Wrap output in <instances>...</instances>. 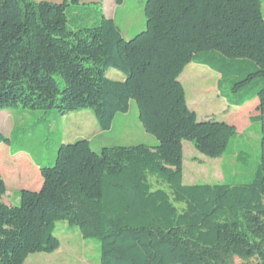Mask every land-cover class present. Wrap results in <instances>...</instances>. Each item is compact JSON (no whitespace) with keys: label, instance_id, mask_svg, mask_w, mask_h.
I'll list each match as a JSON object with an SVG mask.
<instances>
[{"label":"trees","instance_id":"trees-1","mask_svg":"<svg viewBox=\"0 0 264 264\" xmlns=\"http://www.w3.org/2000/svg\"><path fill=\"white\" fill-rule=\"evenodd\" d=\"M263 2L145 0L144 30L124 40L98 3L0 0V111L54 122L89 111L106 131L133 102L156 141L96 152L87 139L61 144L60 135L50 166L9 148L39 165L42 185L17 191V205H8L0 174V264L56 252L60 222L98 241L99 264H264ZM190 64L218 76L227 107L257 101L250 122L261 124L260 156L247 183H182L184 141L222 159L238 136L233 125L198 121L188 107L179 78ZM109 70L123 78L108 79ZM15 129L0 134V145L10 147Z\"/></svg>","mask_w":264,"mask_h":264},{"label":"rangeland","instance_id":"rangeland-1","mask_svg":"<svg viewBox=\"0 0 264 264\" xmlns=\"http://www.w3.org/2000/svg\"><path fill=\"white\" fill-rule=\"evenodd\" d=\"M32 1L61 3L62 0ZM118 1L121 3L116 4V0H82L85 4L98 3L105 17L114 20L121 37L124 40H130L144 30L145 0ZM262 14L264 18V2ZM68 27L72 29L73 26L68 25ZM106 77L118 81L123 78V75L115 70H109ZM217 80L218 76L215 73L206 67L194 64L188 65L179 78L185 90L187 105L196 113L198 121L225 122L233 125L238 133L222 159L206 158L197 153L191 143L184 141L182 183L185 186L247 183L255 174L259 164L261 124L258 120L250 122V119L257 116L255 110L257 101L250 102L241 108L227 107L218 96ZM13 125L16 129L10 139V147L5 144L0 145V170L5 177L7 173H16V158L11 156L12 160L3 161L9 148L12 153L18 149H25L34 161L43 166H50L55 159L60 135L61 144L86 138L90 141L91 149L96 152L112 145H154L156 143L153 137L143 132L137 119L136 105L133 102L125 114L115 116L110 129L106 131L98 128L89 111L69 114L55 122L53 115L43 119L40 112L21 109L0 111V134L9 137ZM96 131L98 133L94 134ZM5 179L8 180V177ZM9 179L12 182L13 178ZM149 181L153 189H161L169 193V189L164 184L157 185L154 178H150ZM3 201L8 205H17L11 201L10 196H5ZM178 207L181 208L182 205ZM54 236L60 242L56 252L30 255L24 264H99L100 245L97 240L83 239L76 227H71L64 222L56 225ZM232 264H253V261L241 262L234 259Z\"/></svg>","mask_w":264,"mask_h":264},{"label":"crops","instance_id":"crops-1","mask_svg":"<svg viewBox=\"0 0 264 264\" xmlns=\"http://www.w3.org/2000/svg\"><path fill=\"white\" fill-rule=\"evenodd\" d=\"M118 4V0L115 2ZM112 19V18H109ZM187 102V101H186ZM225 103V102H224ZM193 111V110H192ZM96 131L94 134H97ZM86 139V138H83ZM12 157L16 158V173H7L6 177L2 174L0 170V174L2 179L6 185L7 193L6 196L11 198V201L16 203V192L22 189L30 190V191H38L42 185L41 177H40V169L39 165H36L32 162L31 158L26 153H19L17 155H11L10 151L6 152L5 159L3 161H10ZM10 174V175H9ZM14 175V177H12ZM5 177V178H4ZM9 178H13L12 182H10ZM9 181V185H8ZM10 201V202H11ZM8 204V203H7Z\"/></svg>","mask_w":264,"mask_h":264}]
</instances>
